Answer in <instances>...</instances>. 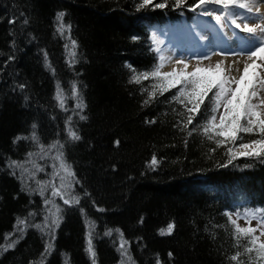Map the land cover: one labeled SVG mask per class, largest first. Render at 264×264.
<instances>
[{"label":"trees","instance_id":"trees-1","mask_svg":"<svg viewBox=\"0 0 264 264\" xmlns=\"http://www.w3.org/2000/svg\"><path fill=\"white\" fill-rule=\"evenodd\" d=\"M155 2L167 6L141 8V0H0V264H41L49 242L53 249L43 264H91L85 252L90 224L96 264L121 262L117 229L127 241V264L257 260L255 251L244 252L252 234H234L229 214L246 221V212L256 213L255 219L264 215V157L237 158L221 167L233 145L217 147L202 133L212 94L194 123L181 130L189 114L172 100L178 89L157 91L145 104L157 79L130 83L132 75L159 63L153 26L191 22L197 14L194 0L180 6ZM58 12L71 26L63 36L57 32ZM69 130L80 139L72 140ZM241 135L236 145L259 138ZM58 153L75 173L71 195L80 198L78 205L52 195L64 175ZM153 155L159 161L155 170L149 166ZM12 161L21 167L10 168ZM54 206L60 223L50 241L47 230L33 225H44L45 216L51 224L48 210ZM17 218L26 220L19 226L23 234ZM169 223L175 224L173 233L161 235ZM109 229L112 235L106 236ZM13 242L15 247L4 250ZM237 251L239 260L232 261Z\"/></svg>","mask_w":264,"mask_h":264},{"label":"snow or ice","instance_id":"snow-or-ice-1","mask_svg":"<svg viewBox=\"0 0 264 264\" xmlns=\"http://www.w3.org/2000/svg\"><path fill=\"white\" fill-rule=\"evenodd\" d=\"M186 2L187 0H173V3L176 6H180ZM260 3H264V0H194L192 10L196 11L203 6L215 4L221 6L225 15H231L232 8H239L244 10L245 13L258 16L264 21V13L261 12L259 7ZM149 5L156 8H164L167 6L166 3H156L155 0H141L139 7L143 8ZM202 14L205 16H213L218 23L222 21V15H215L210 11H204ZM64 16V12H58L56 14L57 32L62 36L66 29L70 32L71 28L70 25L64 24ZM10 22L15 23L14 20ZM24 22L26 24L27 20ZM232 23L235 24L236 28L242 27L241 24H236L235 20H233ZM242 31L255 37L259 41V44L255 47V50L250 51L248 59L251 62H245L243 72L238 78L226 74L227 70L223 67V61H218L215 66L208 65L202 67L197 64L193 70L189 71V64L186 61L176 60V64H182L183 68H174L169 72H161L160 69L164 66V62L167 59H170V57L166 58L161 54L158 57L159 63L153 71L138 75L134 74L130 80V83L140 84L142 80H148L150 77L157 79L158 83L151 85L153 90L148 93V99L144 101L145 104H148L151 100L156 98L157 91H159L160 95H163L172 89H178L172 96V100L184 105L185 110L189 114L187 116V121L184 123L181 130L188 128L189 125L194 123L195 117L201 112V107L205 104L206 100H209V96L212 94L211 99L209 100L211 115L202 126V133L208 140L215 141L217 147L229 143L233 145L232 147L227 148V163L222 164L221 167H226L232 164L237 158L264 157V95H261V92H264V23L256 25L244 24ZM257 33H260V35L257 36ZM71 46L73 49L76 47L75 40H71ZM68 47L69 46L66 44L65 48ZM156 51L161 52V49L157 47ZM70 54L73 57L75 56L74 51ZM44 56L46 67L50 68V64L47 62V53H45ZM205 58L207 59L208 57ZM257 61H262V63H257ZM50 70L53 73L55 72V69L50 68ZM20 87L23 88L25 86L21 85ZM72 90L73 96H75V85L72 86ZM144 91H147V89H144ZM56 98L61 101L60 107L63 108L62 89L59 84H57ZM221 106L223 107V111L219 114V118H217V112L220 110ZM77 108L82 109L83 105L78 103ZM80 119L83 120L86 119V117L81 115ZM154 122L155 121H152V123ZM33 128H35V125H33ZM195 131L196 128L193 127L192 130L188 132V136H191ZM241 134H254L259 138L250 139L248 142H241L237 146L236 142L238 140H243ZM69 137L74 141L80 139L77 132L71 130H69ZM217 137H219V139H217ZM17 139H19V137ZM32 139H37L35 132L32 134ZM115 143L118 145L119 141L117 140ZM42 147L43 146H41V148ZM53 147H55V145H53ZM211 151L214 152L215 148L211 149ZM61 157L62 153H58L56 158L61 159ZM158 163L159 161L157 160V157L153 155L149 166L153 167V170H155L154 166ZM9 167L15 168L21 166L16 161H12ZM60 168L64 172V175L60 176V172L55 173V175L60 176L61 184L59 188L53 187L52 195L60 196L66 205H78L80 203V198L71 195L73 186L77 183L75 180V173L74 171H71L70 166L66 165L62 159ZM25 171H27V169H25ZM12 174L15 175V172ZM38 183L43 184V182ZM61 189H64V191L62 192ZM44 191V187L39 188V194L41 196L44 195ZM65 195L71 196V198L65 199ZM44 203L47 205L50 201L45 199ZM54 207L55 211H52V209L48 210L52 217L51 224H49V216H45L44 225H33V227L39 229L41 232L47 230L50 241L54 240L52 229L58 227L60 223V218L58 216L60 211L59 206ZM81 212H83V209H81ZM244 215L249 218L247 227H240L236 220L231 219L229 214L230 223L234 225V234H242L244 236L252 234V238L248 241V244H250L251 247H245L244 252L252 253L255 251L257 260L252 261L250 257V264H258V261H264V242L260 241V236H264V215L259 216L260 223H258L255 228L251 226V219L257 218L256 213L246 212ZM16 224L19 232L23 234L24 228L19 226L26 225V220L17 218ZM89 227L90 231L85 252L88 254L91 264H96V252L91 238V230L94 229L95 225L90 224ZM174 228L175 224L169 223L166 229L162 228L159 231L161 235H171ZM257 230H260V236L254 235ZM116 231L121 236L117 251L121 253V264H125V258L128 260L131 259V257L128 256V250L125 247L127 241L122 238L123 233L120 232L119 229ZM112 232L113 230L109 229L105 232V235L111 236ZM234 238H236L235 235ZM237 246H239L238 240ZM13 247H15V242L8 244L7 248L4 250ZM52 249L53 244L49 242L42 254L41 264H43V256L50 254ZM168 255L171 257L172 253H168ZM240 256L241 253L237 251L230 257V259L232 261H238ZM65 264H67V260L65 261ZM157 264H159V261Z\"/></svg>","mask_w":264,"mask_h":264},{"label":"rangeland","instance_id":"rangeland-1","mask_svg":"<svg viewBox=\"0 0 264 264\" xmlns=\"http://www.w3.org/2000/svg\"><path fill=\"white\" fill-rule=\"evenodd\" d=\"M261 12L264 13V3H260ZM204 11L213 12L215 15H222V21H215L213 16H205ZM231 15H225L221 6L209 4L197 9V14L191 22H176L163 27L153 26L152 39L153 47L156 51L157 47L161 52H157L158 57L163 54L166 58L164 66L160 69L161 72H169L174 68H183V65L176 64V60H184L189 64L188 70H193L197 64L200 66H208L215 64L218 61H223V67L226 69L227 62H231L233 57H237V70L235 77L243 72L245 62L250 63L248 59L251 50H255L259 41L252 35L242 31L244 24L256 25L264 23L258 16L247 14L239 8H232ZM236 24H241V28H236L232 21ZM260 33H257L259 36ZM241 41V42H240ZM236 42L237 46L233 50L230 44ZM215 44H218L217 46ZM205 57H208L207 59ZM159 62V61H158ZM262 63V61H257ZM264 95V92H261ZM223 111L221 106L217 112V118ZM243 137V136H242ZM240 141V140H238ZM238 146V145H237ZM233 220H236L240 227H247L248 221L243 218L231 215ZM260 223L259 219H251V226L256 227ZM260 236V230L254 234ZM260 241L264 242V236H260ZM121 264V262L119 263ZM125 264L127 262L125 261Z\"/></svg>","mask_w":264,"mask_h":264},{"label":"bare ground","instance_id":"bare-ground-1","mask_svg":"<svg viewBox=\"0 0 264 264\" xmlns=\"http://www.w3.org/2000/svg\"><path fill=\"white\" fill-rule=\"evenodd\" d=\"M241 42V41H240ZM230 46L232 47V49L234 50L235 48H236V46H237V43L235 42H232L231 44H230ZM236 58H238V56L236 57ZM236 58L235 57H233V60L231 61V62H227V64H226V70H227V73L226 74H228V75H230V76H236V72H237V70H239L240 69V67H238L237 66V60H236Z\"/></svg>","mask_w":264,"mask_h":264}]
</instances>
